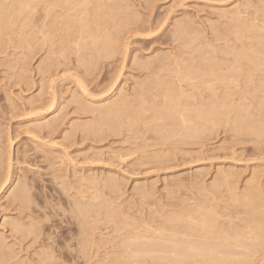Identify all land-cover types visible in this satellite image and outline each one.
Wrapping results in <instances>:
<instances>
[{
    "label": "rangeland",
    "instance_id": "1",
    "mask_svg": "<svg viewBox=\"0 0 264 264\" xmlns=\"http://www.w3.org/2000/svg\"><path fill=\"white\" fill-rule=\"evenodd\" d=\"M0 3V264H44L47 251L50 264H128L141 240L162 239L154 252L183 240L175 247L183 253L186 242L205 243L208 229L217 244L219 228L234 236L240 227L243 240L262 233L264 0ZM261 237L262 249L240 238L253 253L242 247L248 260L235 261L241 252L232 250L227 264H264ZM147 246L145 256L156 255ZM141 255L131 264L162 261ZM191 260L183 264H199Z\"/></svg>",
    "mask_w": 264,
    "mask_h": 264
},
{
    "label": "bare ground",
    "instance_id": "2",
    "mask_svg": "<svg viewBox=\"0 0 264 264\" xmlns=\"http://www.w3.org/2000/svg\"><path fill=\"white\" fill-rule=\"evenodd\" d=\"M1 1H2V0H1ZM65 1H67V0H65ZM68 2H69V1H68ZM1 6H3V5L0 3V10H2V9H1L2 7H1ZM3 7H4V6H3ZM5 7H6V6H5ZM3 9H4V8H3ZM2 11H3V10H2ZM94 12L96 13V12H97V9L93 11V14H94ZM0 13H1V11H0ZM239 13H240V12H239ZM2 14H3V13H2ZM2 14H1V15H2ZM97 14H98V12H97ZM95 15H96V14H94V15H92V16L94 17ZM225 15H226V14H225ZM238 15H240V14H238ZM96 16H97V17H96ZM96 16H95V17L98 19V18H99V17H98L99 14L96 15ZM221 16H222V15H221ZM226 16H227V15H226ZM95 17H94V18H95ZM223 17H224V16H223ZM227 17H229V16H227ZM232 17L234 18L233 15H232ZM96 18H95V20H96ZM235 18H236V17H235ZM237 18H239V17H237ZM237 18H236V19H237ZM234 22H235V21H234ZM236 23H240V22H235V24H236ZM85 24H86V23H85ZM85 24L83 23V26H82V27L80 26V27H81V30H82V29L84 30V28L87 27V24H86V26H85ZM233 24H234V23H233ZM236 25H237V26H236ZM236 25H234V26H235L236 29H237L238 24H236ZM242 26H243V25L241 24L240 28H241ZM231 27H232V25H231ZM229 28H230V27H229ZM232 28H233V27H232ZM240 28H238L239 31H240ZM241 29H242L241 31L243 32V28H241ZM226 30H228V27H227ZM238 30H237V31H238ZM183 31H184V30H183ZM185 31H186V30H185ZM230 31H231V29H230ZM239 31L236 32L237 35L242 34L241 32L239 33ZM238 33H239V34H238ZM104 39H105V40H103V39L101 40L102 42H100V45H101L103 42H106V41H109V40H110V38H109L108 36H106V38H104ZM106 43H107V44H106ZM106 43H105V45H109L110 41H109V42H106ZM100 45H99V49H100L99 52L101 51V49H103V48L105 47V46L102 44L101 46H103V47L101 48ZM262 47H264V46H262ZM254 48H255V47H254ZM255 49L257 50V48H255ZM255 49H253V51H254ZM96 50L98 51V48H97ZM97 51H95V52H97ZM253 51H252V52H253ZM261 51H262V49H261ZM263 52H264V51H263ZM263 52H262V53H263ZM262 53H261V54H262ZM96 54H97V53H96ZM254 54H257V53H254ZM263 54H264V53H263ZM93 55H94V54H93ZM237 55H239V54H237ZM237 55H236V56H237ZM253 56H254V55H253ZM254 57H256V56H254ZM254 57H252V59H253ZM247 59H248V58H247ZM249 59H250V58H249ZM252 59H251V60H252ZM156 61H157V60H156ZM161 61H162V60H160V62H161ZM253 61H254V59H253ZM258 61H259V60H258ZM255 63H256V62H255ZM256 64H257V63H256ZM258 65H259V64H257L256 66H258ZM251 76H252V74L249 75V77L252 79ZM217 78H218V76H217ZM219 79H220V78H219ZM223 79H224V78H223ZM223 79H222V81H224ZM248 81H249V78H248ZM160 82L163 83L164 81H161V80H160ZM157 83H159V82L156 81V82H155V85H156ZM163 84L165 85L166 82L163 83ZM157 85H158V84H157ZM166 85H167V84H166ZM169 86H170V84H169ZM169 86H167V87H169ZM162 87H163V85H162ZM171 87H172V86H171ZM172 89H173V87H172ZM169 90H170V89H169ZM170 91H171V90H170ZM170 91H169V92H170ZM173 94H174V93H173ZM168 95H169V97H170L171 94H168ZM179 95H180V94H179ZM179 95L177 94L176 96H179ZM171 96H172V95H171ZM173 96H174V95H173ZM182 97H183V96H182ZM182 97H180V99H181ZM142 98H144V97H142ZM172 98H173V97H172ZM174 98H175V97H174ZM176 98H178V97H176ZM165 99H166V98H165ZM170 99H171V98H169V99H167V100H170ZM127 100H128V99H127ZM141 100H142V99H141ZM150 100H151V99H150ZM152 100H154L153 97H152ZM173 100H174V99H173ZM173 100H172V102H173ZM178 100H179V99H178ZM154 101H155V100H154ZM154 101L151 102V103H152L151 107L153 106ZM178 102H179V101H178ZM115 103H116V102H115ZM122 103H123V104L126 103V100L124 99V100L121 102V104H122ZM151 103H150V104H151ZM179 103H180V102H179ZM263 103H264V102H263ZM126 104H127V103H126ZM177 104H178V103H177ZM129 105L131 106V104H129ZM129 105H128V106H129ZM132 105H133V104H132ZM154 105H156V104H154ZM121 106H122V105H121ZM123 106H125V105H123ZM128 106H127V108H129ZM133 106H134V105H133ZM263 106H264V104H263ZM116 107H118V106H116ZM116 107H115V109H116ZM119 107H120V105H119ZM164 107H165V106H163V108L160 109V110L163 111ZM221 107H222V106H221ZM121 108H122V107H121ZM124 108H125V107H124ZM133 108H134V107H133ZM133 108H132V110H133ZM136 108H137V107H136ZM138 108H140V107H138ZM153 108L155 109V106H154ZM159 108H161V107H159ZM263 108H264V107H263ZM111 109H112V107H111ZM111 109H110V110L107 109L106 113H103V115L105 114V115H108V117H109L110 114H111ZM130 109H131V107H130ZM140 109H141V108H140ZM170 109H172V113H170V112H171V111H169ZM212 109H213V110H212ZM212 109H210V110H212L213 112H214V110H218V111H219V109H218V108L215 109V107L212 108ZM160 110H159V111H160ZM169 110H168L169 112L166 113V114H168V117H169V119H170V117L172 116L173 112L176 111V110L173 111V108H172V107H169ZM236 110H237V108H236ZM236 110H235V111H236ZM238 110H239V109H238ZM135 111L137 112V109H135ZM152 111L156 114V110H152ZM164 111H165V110H164ZM207 111H208V110H207ZM212 111H211L210 113H212ZM133 112H134V111H133ZM139 112H141V111H139ZM137 113H138V112H137ZM157 113H158V110H157ZM202 113H203V112H202ZM202 113L200 114V116L198 115V116L200 117L199 119H201V116L204 115V114H202ZM207 113H208L209 115H208ZM207 113H206V114L208 115V117H207V115L205 114V115H206V117H205L206 120H207V118L210 119L212 116H213V118H214V120H215V118L218 117L217 114H219L220 112H217V111H216V112L212 113V114H211V117H210V113H209V112H207ZM159 114H160V113H159ZM161 114H163V112H162ZM184 114H187V113H185V112H184V113H182V112L180 113V116H181V117H179V118L182 119V121H180V122H182L181 124H183V122H184V124H185V122L188 120V119L185 118V117H188V116H186V115L183 116ZM135 115H136V114L133 113V117H135ZM157 115H158V114H157ZM205 115H204V116H205ZM160 116H161V115H160ZM163 116L165 117V115H163ZM204 116H202V121H203V119H204ZM138 117H139V115H138ZM168 117L166 116L165 118H168ZM172 118H173V116H172ZM184 118H185V119H184ZM101 119H102V118H101ZM104 119H105V118L103 117V120H104ZM135 119H136V118H135ZM209 119H208V120H209ZM211 119H212V118H211ZM136 120H137V119H136ZM189 120H190V119H189ZM206 120H204V122H207V121H208V120H207V121H206ZM214 120H213V121H214ZM213 121H210V122L213 123ZM131 122L134 123L135 121H131ZM204 122H203V123H204ZM208 122H209V121H208ZM210 122H209V123H210ZM214 122H216V121H214ZM188 123H189V122H188ZM204 124H205V123H204ZM207 124H208V123H207ZM215 124H216V123H215ZM215 124H214V125H215ZM185 125H187V124H185ZM195 126H196V125H195ZM195 126H194V127H195ZM185 128H186V126H185ZM189 128H190V127H189ZM186 129H187V128H186ZM187 130H188V129H187ZM172 132H173V131H172ZM190 132H191V131H190ZM190 132H189V133H190ZM193 132H194V134H195V131H192V135L195 136L196 134L194 135ZM189 133H187V134H189ZM187 134H184V136L187 135ZM189 136H191V135H189ZM189 136H188V137H189ZM183 138H185V137H183ZM0 160H2V159H0ZM1 163H2V162H1ZM1 163H0V164H1ZM227 178H228V177H227ZM226 181H227V179H226ZM3 182H4V181H3ZM109 182H110V181H109ZM109 182H108V183H109ZM113 182H114V181H113ZM110 184H111V183H110ZM115 185H116V184H115ZM111 186H112V185H111ZM115 187H116V186H115ZM19 189H21V188H19ZM17 190H18V189H17ZM26 192H27V191H26ZM14 193H16V191H15ZM21 193H23V192H21ZM24 193H25V192H24ZM24 193H23V194H24ZM140 193H142V191H141ZM17 194H18V193H17ZM142 194H144V193H142ZM247 194H248V193H247ZM147 195H148V194H147ZM15 196H16V195H15ZM19 196H20V195H19ZM25 196H26V195L24 194V197H25ZM24 197L22 196V198H24ZM27 197H28V196H27ZM143 197H144V196H143ZM236 197H237V196H236ZM246 197H247V196H245V198L243 197V199L246 200V199H247ZM248 197H249V196H248ZM20 198H21V197H20ZM25 198H26V197H25ZM237 198H239V197H237ZM233 199H235V198L233 197ZM240 199H241V198H239V200H240ZM250 199H251V198H250ZM250 199H247V200L250 201ZM21 201H22V200H21ZM24 201H25V200H24ZM236 201H238V200H236ZM241 201H242V199H241ZM234 202H235V201H234ZM238 202H240V201H238ZM245 202H247V201H244V203H245ZM250 202H251V201H250ZM25 203H26V201H25ZM76 203H77V202H76ZM242 203H243V201H242ZM244 203H243V205H244ZM251 203H252V202H251ZM77 204L80 205V203H77ZM77 204H75V207L77 206ZM20 205H21V204H20ZM245 205H248V203H246ZM22 206H23V205H22ZM81 206H82V205H81ZM22 208H23V207H22ZM200 208H201V207H200ZM77 209H78V211H80V206H77ZM77 209H76V210H77ZM82 209H83V210H82ZM201 209H202V208H201ZM81 210L83 211L82 213L85 214L86 210H85L84 208H82V207H81ZM84 210H85V211H84ZM209 210H210V209H209ZM80 212H81V211H80ZM187 212H188V211H187ZM82 213H81V214H82ZM252 213H253V212H252ZM257 213H258V212H257ZM84 214H82V215H84ZM186 214H187V213H186ZM186 214H185V215H186ZM192 214H193V213H192ZM192 214H191V215H192ZM189 215H190V214H189ZM257 215H258V214H257ZM170 216H171V215H170ZM177 216H179V215H177ZM177 216H175V218H174V217H170V220H169L168 218H167V219H168L169 221H171V219H172V221H171L172 223H174V222H173V219H175V221H178V222H179V220H180V222H181L182 219H180V218H181V217H184V216H180V218L177 217ZM204 216H205V215H204ZM253 216L255 217V215H253ZM253 216H252V217H253ZM258 216H259V215H258ZM261 216H262V215H261ZM261 216H260V218H261ZM176 217H177V219L179 218V220H177ZM187 217H188V216H187ZM187 217H184V218H186V219H184V218H183V219H184V220H187ZM191 217H192V216H191ZM189 218H190V217H188V219H189ZM206 218H207V216H206ZM206 218H205V220H206ZM212 218H213V217H212ZM257 218H259V217H257ZM260 218H259V219H260ZM262 218L264 219V216H262ZM262 218H261V220H263ZM83 219H84V218H83ZM250 219H251V218H250ZM253 219H256V217L253 218ZM259 219H257L256 221L258 222ZM184 220H183V221H184ZM191 220H192V219H190V221H191ZM4 221H5V220H4ZM169 221H168V222H169ZM192 221H194V219H193ZM253 221H255V220H253ZM83 222H86L85 219H84ZM165 222H166V221H165ZM185 222H186V221H185ZM188 222H189V221H188ZM197 222H198V221H197ZM201 222H202V221H201ZM205 222H206V221H205ZM210 222H211V221H210ZM215 222H216V221H215ZM212 223H214V222H212ZM252 223H253V222H251L250 224H252ZM263 223H264V221L262 222V225H263ZM195 224L197 225V223H195ZM205 224H206V223H205ZM207 224H208V223H207ZM253 224H255V226L257 225L256 222L253 223ZM258 224L261 225V222H258ZM8 225H9V224H8ZM14 225H15V224H14ZM196 225H195V226L193 225V226H194L195 228H198L199 226L197 225L198 227H196ZM203 225H204V224H203ZM262 225H261V231H262V233H263L264 229L262 230V228H264V225H263V227H262ZM189 226H192V225H187V227H186L187 230H188V231L190 230L188 233H190V232H191V229H192V228L189 227ZM204 226H205V225H204ZM214 226H215V225H214ZM216 226H217V225H216ZM255 226H254V227H255ZM11 227H12V225H11ZM14 227H15V226H14ZM18 227H19V228H18L19 230H20V228H22L21 226H19V224H18ZM205 227H206V226H205ZM208 227H209V226H208ZM212 227H213V226H212ZM248 227H249V225H248ZM248 227H247V228H248ZM251 227H252V225H251ZM16 228H17V226H16ZM27 228H28V227H27ZM29 228H30V227H29ZM33 228H34V227H33ZM188 228H189V229H188ZM203 228H204V227H203ZM215 228H217V227H215ZM239 228H240V227H239ZM239 228H238V229H239ZM258 228H260V226H259ZM258 228H256V231H258V230H257ZM18 229H17V230H18ZM200 229H202V228H201V225H200ZM212 229H213V228H212ZM212 229H211V230H212ZM217 229H218V228H217ZM219 229H220V228H219ZM219 229H218L217 231H215V230L213 229V230L215 231V233L217 232L215 236L213 235V238H214V237H215V238H218L217 235H219V237L221 238V239L219 238L220 241L218 240V241L220 242V244H217V243H216V242H217L216 239H215L216 242H214V240L212 239V237L209 238V237H210V232H211V231H209V229H208V230L206 229V230L208 231L207 233H206V231H204V230L202 229V230L205 232V234H207V235L204 234L203 237H205V239H207V236H209V237H208V240H210V241L213 240V242L210 243V241H209L210 244L208 245V244H207L208 240H206L205 243L202 242V244H205V245H202L200 241H199L200 244H199L198 242H197V244H196V243H195L196 241H195V242H193V244H192V242H191L190 239L188 238V240H189L190 242H189V244H187L186 241H185V242H186L185 244L183 243V244H184L183 246L185 247V249H184V247L182 246L183 249L185 250V251H183V253L176 252V251H177L176 248H180V247H181V246L178 245V243L180 244V242H182L183 240H182V241L179 240V242H178V241H176V240H174V239H172L173 241L170 239L171 242H178V243H176L177 245H175V243H174V246H175L176 248L173 247V245H172V246L170 245V248L167 247V248L170 249V251H173L172 247H173L174 249H176V250L173 251V254H170L171 252H167V251L161 252V251H163V248H164V247H162V246H161L162 250H160L161 248H160V249L157 248V250H160V252H154L153 249H152V250H153V251H152V250L149 248V247H151L152 244L149 243L150 245L147 246L148 244H147L146 242H145V243H146L147 245H146V244H142V246H137V245H139L140 243L143 242L142 240L139 242L138 239H137V236H136V237H133V240H131L132 237H131V239L129 238V241H130V242H129L128 244H127V243H126V244H127V246L129 247V244H132V245H133L132 242H133L134 240L137 239V242H139V244H136V241H135V243H134V244H136V245H135V249H137L138 247H139L140 249H141V247H145V249H146V246H147V247L149 248V249H148V252H152L153 254L156 253V255H153V256H151V255H149V256H145V255H148V253H146L147 251H146L144 248H143V249H144L146 252H144V250H143V251H142V250H140V251H136V250H135L134 253H137V254H138V252H139V256H140L141 253H142L145 257L141 255V256H142V257L140 258L141 260H142L143 257H144V258H146V257L151 258V257H152L151 259H152V261H154V262H155V260H154V259H155L154 256H162V261H165V259L170 260V259H169L170 257L168 258V257L166 256V253L170 254V255H168V256L173 255V258H174V256H177V257H179V258L181 257V262H180V261H177V259H178L177 257H176L177 259L174 258L176 261H174V260H172V261H171V260L168 261V263H169V262L172 263V262L174 261L176 264H177V263H178V264H180V263L183 264V262H185V261H186L187 259H189V258H190V259L192 258L193 260H191V261H193V262H194V260H196L195 262H197V263H199V264H227V263H230V262L233 263V262L238 261V260H243V261L246 260V259H247V256L245 257V259H243L242 257H244L245 254L242 253L243 251H240V250H242L246 245H245L244 243L242 244V241L239 240V239L241 238V236L244 235V234L240 235V237L238 236L239 234L243 233L244 231H241V230H240L241 228H240V229H239V230L241 231V233H240L239 230L235 228L236 230L234 229V230H235L234 232H236V233H235L234 236H233V234H232V233H233V231H232L233 229L231 230V231H232V232H231V235L229 234V232H228V234H227V232H224V230L221 229V230L219 231ZM249 229H250V228H249ZM252 229L255 230V228H251V230H252ZM192 230H194V228H193ZM197 230H198V229H197ZM237 230H238V231H237ZM242 230H243V229H242ZM15 231H16V230H15ZM21 231H22V230H21ZM21 231H20V232H21ZM37 231H38V230H37ZM214 231L212 232L213 234H214ZM228 231H229V230H228ZM245 231H246V230H245ZM248 231H250V230H248ZM25 232H27V231H25ZM31 232H33V231H31ZM186 232H187V231H186ZM221 232H223L222 234H225V233H226V236L221 234V235L223 236V237H221V236H220V233H221ZM253 232H255V231L252 230L251 232H245V236H244V238H245V239H248L250 242H252L251 239L254 238V237L251 238V237L253 236V234H254ZM259 232H260V230H259L258 232H255V233H257V234H256V237L253 239V242H255L254 240H256V239H258V238H259V240H260L261 235L258 234ZM33 233H34V232H33ZM188 233H187V235H188ZM192 233H194V232L192 231ZM195 233H196V231H195ZM199 233H200V232H199ZM208 233H209V235H208ZM212 233H211V235H212ZM237 233H238V234H237ZM246 233H248V236L246 235ZM260 233H261V232H260ZM262 233H261V234H262ZM25 234H26V233H25ZM29 234H31V233H30V230H29ZM35 234H36V233H35ZM190 234H191V233H190ZM201 234H203L202 231H201ZM236 234H237V235H236ZM187 235H186V236H187ZM195 235H196V234H195ZM195 235H194V236H195ZM229 235H230V236H229ZM235 235H236V236H235ZM257 235H259L260 237L258 236V238H257ZM189 236H190V235H189ZM192 236H193V235L191 234V237H192ZM216 236H217V237H216ZM227 236H229V237H227ZM231 236H233V237H231ZM237 236H238V237H237ZM246 236H247L248 238H246ZM254 236H255V235H254ZM263 236H264V235H263ZM263 236H262V237H263ZM196 237H197V236H195L194 238H196ZM199 237H200V235H199ZM224 237H226V239H223ZM230 237L233 238V239H236V238H237L238 240H237V239H236V240H233V239H231ZM234 237H236V238H234ZM242 237H243V236H242ZM249 237H250V239H249ZM262 237H261V238H262ZM138 238H139V236H138ZM142 238H143V237H142ZM172 238H173V237H172ZM175 238H176V237H175ZM197 238H198V237H197ZM197 238H196V239H197ZM228 238H229V239H228ZM163 239H164V238H163ZM176 239H177V238H176ZM178 239H179V238H178ZM186 239H187V238H186ZM196 239H195V240H196ZM201 239H203V241H204V238H201ZM222 239H223V240H222ZM227 239H228V240H227ZM241 239H242V238H241ZM245 239H244V240L242 239V240L245 241V243H248L247 240H245ZM262 239H264V237H263ZM198 240H199V239H198ZM221 240H222V241H221ZM229 240H230V242H228ZM231 240H233V241L236 242V243L232 242ZM2 241H3V240H2ZM126 241H127V240H126ZM156 241L159 242V243L156 242L157 244H160L161 241H162V239H161V240H156ZM163 241H164V240H163ZM167 241L169 242V239L166 240V242H167ZM192 241H193V240H192ZM240 241H241V242H240ZM256 241H258V240H256ZM263 241H264V240H263ZM43 242H44V241H43ZM123 242H124V241H123ZM123 242H122V243H123ZM148 242H149V241H148ZM153 242H154V240H153ZM166 242L164 241V243H166ZM183 242H184V241H183ZM231 242H232V243H231ZM259 242H260V241H258L257 243H258V244L260 245V247H261V244H260ZM151 243H152V242H151ZM156 243H155V244L153 243V245H156ZM164 243H162L161 245H167V244H164ZM194 243H195L196 245H195ZM214 243H216V244L219 245V246H217V245L215 244V247H213L212 244L214 245ZM230 243H231V244H230ZM240 243H241V244H240ZM257 243H256V244L254 243V244H255V245H258ZM261 243H262V241H261ZM124 244H125V242H124ZM124 244H123V245H124ZM126 244H125L124 246H126ZM169 244H170V243H169ZM186 244H187V245H186ZM206 244H207L208 246H206ZM123 245H122V247H121V246H120V247L123 248V247H124ZM132 245H130V246L132 247ZM140 245H141V244H140ZM143 245H145V246H143ZM153 245H152L151 248H153ZM180 245H182V244H180ZM252 245H253V244H252ZM255 245H253V247H254ZM127 246H126V247H127ZM136 246H137V247H136ZM158 246H159V245H158ZM167 246H169V245H167ZM216 246H217V247H216ZM262 246H264V243H262ZM126 247H125V250H123V251H126ZM128 247H127V248H128ZM131 247H129V248L131 249ZM133 247H134V245H133ZM133 247H132V248H133ZM156 247H157V246H155V250H156ZM220 247L223 248V249H224V248H226V249H224L223 252H219V248H220ZM238 247L241 248V249H238ZM242 247H243V248H242ZM247 247H250V248H251V244L249 243ZM257 247H259V246H257ZM257 247L255 246L256 250L258 251L260 248L257 249ZM0 248H1V246H0ZM6 248H7V247H6ZM139 248H138V249H139ZM167 248H166V246H165L164 249H167ZM221 248H220V249H221ZM250 248H247V249H250ZM255 248H254V250H255ZM262 248H263V247H261V249H262ZM138 249H137V250H138ZM235 249H236V251H235ZM247 249H246V247H245V251H246V252H247ZM252 249H253V248H252ZM252 249H251L250 251H253ZM1 250H2V249H1ZM149 250H150V251H149ZM178 250H179V249H178ZM227 250H228V251H227ZM232 250H233L234 252H236V253H235V256L238 255L239 252H241V256H240V255H239V257L236 256V258L238 257L239 259H234L235 256L233 255L234 253H232ZM237 250H239V251H237ZM256 250H255V251H256ZM133 251H134V250H129V251H127V254L132 256L133 253L130 254V252H133ZM141 251H142V252H141ZM168 251H169V250H168ZM191 251H194V252L192 253ZM224 251H227V252H225L226 254L224 253ZM255 251H254V252H255ZM121 252H122V251H121ZM121 252H120V253H121ZM128 252H129V253H128ZM180 252H182L181 249H180ZM184 252H185V253H184ZM188 252H190V253H188ZM237 252H238V253H237ZM47 253H48V251L45 253V256L43 255L44 258H45V260H44V258H43V260L45 261V262L43 261L44 264H45V263L48 264L47 262L49 261V259H52V260H53V257L50 256V253H48L49 255H48ZM124 253L126 254V252H124ZM124 253H123V255H124ZM145 253H146V254H145ZM152 253H149V254H152ZM157 253H158V254H157ZM162 253H165V254L163 255ZM223 253H224V254H223ZM251 253H253V252H249V250H248V252H247V254H248V259H249V257H250L249 255H250ZM121 254H122V253H121ZM137 254H134V255H136V256L133 255L132 257H134V259H137V258H136V257L138 256ZM159 254H160V255H159ZM190 254H191V255H190ZM46 255H47V257H46ZM123 255H122V256H123ZM252 255H253V254H252ZM49 256H50L51 258H50ZM139 256H138V258H139ZM164 256H166V258H164ZM182 256L184 257V259H182ZM4 257H5V256H4ZM48 257H49V258H48ZM119 257H120V256H119ZM128 257H130V256H128ZM132 257H130L131 262L129 261V259L127 260V263H128V264H129V262H130V264L133 263V261H132ZM232 257H233V259H234L235 261H233ZM240 257H241L242 259H240ZM122 258H124V257H122ZM125 258H127V257H125ZM173 258H172V256H171V259H173ZM230 258H231L232 260H230ZM9 259H10V258H9ZM46 259H47L48 261H47ZM185 259H186V260H185ZM248 259H247V260H248ZM125 260H126V259H124V261H125ZM156 260H157V259H156ZM158 260H161V258H159ZM158 260H157V262H158ZM178 260H179V259H178ZM182 260H185V261L182 262ZM0 261H1V259H0ZM7 261H8V260H7ZM46 261H47V262H46ZM116 261H117V260H116ZM116 261H115V262H116ZM124 261H122V263H123ZM128 261H129V262H128ZM136 261H138V260H136ZM162 261H161V262L159 261V262L162 263ZM166 261H167V260H166ZM188 261H190V260H188ZM228 261H229V262H228ZM50 262H51V260L49 261V264H50ZM118 262H119V261H118ZM134 262H135V261H134ZM157 262H156V263H157ZM159 262H158L157 264H160ZM174 262H173V263H174ZM195 262H194V263H195ZM2 263H3V262H2ZM51 263H52V262H51ZM105 263H106V262H105ZM113 263H114V261H113ZM122 263L120 262L119 264H122ZM170 263H169V264H170ZM173 263H172V264H173ZM191 263H192V262H191ZM191 263H189V264H191ZM24 264H25V263H24ZM40 264H41V263H40ZM106 264H107V263H106ZM115 264H116V263H115ZM123 264H124V263H123ZM125 264H126V262H125ZM184 264H186V263H184ZM192 264H193V263H192ZM234 264H235V263H234Z\"/></svg>",
    "mask_w": 264,
    "mask_h": 264
}]
</instances>
